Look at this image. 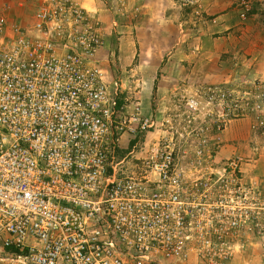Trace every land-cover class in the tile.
Listing matches in <instances>:
<instances>
[{
    "label": "built area",
    "instance_id": "1",
    "mask_svg": "<svg viewBox=\"0 0 264 264\" xmlns=\"http://www.w3.org/2000/svg\"><path fill=\"white\" fill-rule=\"evenodd\" d=\"M27 1V27L0 8V248L18 264H183L191 255L228 264L229 236L257 211L256 202L242 205L239 161L219 168L215 182L186 181L173 150L154 146L140 176L127 174L120 137L136 149L155 122L125 116L98 58L97 18L77 0ZM233 95L219 90L212 125L189 122L201 134L197 170L209 157L204 132L242 115ZM228 178L238 189L226 192Z\"/></svg>",
    "mask_w": 264,
    "mask_h": 264
},
{
    "label": "rangeland",
    "instance_id": "2",
    "mask_svg": "<svg viewBox=\"0 0 264 264\" xmlns=\"http://www.w3.org/2000/svg\"><path fill=\"white\" fill-rule=\"evenodd\" d=\"M77 1L83 7L84 4H95L100 10L96 14L88 9L99 23L103 38L101 59L114 77V80H108L115 82L118 100H122V96L126 99L129 114H142L155 122V127L149 130L136 149L133 148L134 142L129 146L126 139L120 141V148H124L119 161L124 171L127 169V174L140 176L141 167L154 146L160 150L168 146L173 150L175 164L184 170L186 181L207 175L210 182H215L217 177L213 174L218 173L225 163L238 160L242 167L256 161V156L264 157V0ZM22 11L20 18L23 22L20 19L16 22L26 23L24 18L30 17V12ZM9 13L15 16V12ZM29 22L27 26H30ZM213 53L215 56L209 60L208 56ZM110 55L113 57L112 64H109L111 68L107 64ZM141 55L149 61L143 63ZM172 55L180 56V59L191 55L192 63L187 65V73L180 67L185 61L174 63L181 72L178 71L176 79L166 76L161 86L166 90L173 89L177 83L182 85L177 87L176 99L162 100L164 109L157 111L161 99L156 92L157 84L160 74H164L158 68L168 66ZM189 73L190 81L187 80ZM211 74L222 75L213 81ZM219 90L237 96L242 115L231 122L248 121L246 132L251 133L254 151L250 155L236 154L221 162L209 155L203 160L205 166L197 170L195 151L201 134L194 132L189 122L196 128L213 124V119L217 118L214 116L220 114L215 106ZM188 100L198 103L197 111L189 110ZM225 129L204 132L207 136L206 152L210 153L216 144H223ZM131 151L134 153L129 155ZM238 178L242 183L243 197L245 194L248 197V201L244 198L242 205L248 207L250 202H256L257 215L254 211L249 212L244 229L229 236L233 254L228 264H264V176H251L241 169ZM228 184L229 187L224 188L226 192L238 189L230 178ZM216 189H219L218 184L211 187V198L214 194L218 196ZM228 196L240 205L232 195ZM12 259L8 251L0 248V264H18ZM183 264H198V261L195 255H191Z\"/></svg>",
    "mask_w": 264,
    "mask_h": 264
},
{
    "label": "crops",
    "instance_id": "3",
    "mask_svg": "<svg viewBox=\"0 0 264 264\" xmlns=\"http://www.w3.org/2000/svg\"><path fill=\"white\" fill-rule=\"evenodd\" d=\"M4 1L3 0H0V8L2 7H9V11H13L15 12V16H13L12 14L10 15L9 13V21L10 22H16V20L19 21V19L22 21V17L20 18V15H22L23 13V9H26L28 12H30V14L28 16L30 17H27L25 16V21L26 23L29 22L30 24L32 23V13L34 11V4H31V3H27L26 0H9V1ZM22 8V9H21ZM84 8L85 9H89L91 12H95L97 14V12H100L99 9H97L95 7V4H93V6H90L88 4H84ZM11 16L13 19H11ZM20 22V21H19ZM19 22H16L17 24ZM23 22V21H22ZM19 23L20 26H22L23 24H26L25 22L24 23ZM25 27H27V24L25 25ZM101 51H99L98 53V58L101 60L102 62V67L104 68V70L107 72L108 74V79L111 80H114V77L113 75L111 76L110 75V71L108 69H106L104 67V64H103V61L101 59ZM215 56V54H210V56H208L209 60H211V57ZM180 56H177V57H174L173 55L168 59L169 60V64L167 66L166 64V67L162 66L161 69L158 68L159 72L160 73H164V74H160V79H158V84H157V94L159 97H161V99H159V103H158V107H157V111L158 110H162L164 109L162 107V100H168L169 98H174L176 99V95H178V93H176L178 91L177 87L181 86L182 84H175V87L172 89H163L162 86H161V82L164 80V78H166V76L170 75L171 78L173 79H176V76H177V73L178 71L181 72V70L179 69H176V67L174 66V63L177 64L178 61H185L184 64L180 65L181 68H184V70L188 71V66H190L189 64L192 63V59H191V55H189L188 57L185 56L184 58L180 59L179 58ZM112 59L113 57L110 55V61L107 63L108 65L112 64ZM141 59L143 60V63H146L149 61V59L147 58H143V56L141 55ZM189 59V63L187 62ZM187 63V64H186ZM109 65V68H111V66ZM210 66V65H209ZM184 71V72H185ZM114 73V71L112 72V74ZM191 73V72H190ZM188 74L187 76L189 77L187 80H191V77L190 75L191 74ZM157 75V72L155 73ZM110 75V76H109ZM219 75H222V74H218V75H210V78L213 77V81L214 80H217L219 78H221ZM185 88V87H183ZM162 94V95H161ZM180 94V93H179ZM124 95V94H123ZM166 96V97H164ZM121 104L124 106V114L127 118H130L131 116H134V115H137V114H129L126 109H128V107L126 106V99L123 98L122 96V100H120ZM130 105V104H128ZM140 105V104H139ZM141 115L142 118H146V116L142 115V114H139ZM155 117V116H154ZM249 127V124H248V121H234V122H231L230 125L225 129V132H224V142L223 144H216L217 146H214L213 148L211 147L210 149V153L209 155L213 158H215V160L217 161H220L221 160H225L226 158H230L232 156H235L236 154L238 155H244V154H249L252 152L253 153V149H252V146H253V141H252V136H251V133L246 132L247 128ZM124 139H126V143L127 145L129 144V146H131V143H133V139L131 138V136H129L128 134H123L121 137H120V141L122 142ZM119 141V148H118V159H119V154L123 152V148H120V142ZM136 141L134 142V145H135ZM128 146V147H129ZM219 147V148H218ZM127 149V148H126ZM251 153V154H252ZM253 156V155H252ZM254 158H257V160L253 161V163H250V164H245L241 167V169L246 172L249 173V175H255V176H264V157H254Z\"/></svg>",
    "mask_w": 264,
    "mask_h": 264
},
{
    "label": "trees",
    "instance_id": "4",
    "mask_svg": "<svg viewBox=\"0 0 264 264\" xmlns=\"http://www.w3.org/2000/svg\"><path fill=\"white\" fill-rule=\"evenodd\" d=\"M120 104H121V102H120ZM8 252H9V253H14V252H12V251H10V250H9Z\"/></svg>",
    "mask_w": 264,
    "mask_h": 264
}]
</instances>
